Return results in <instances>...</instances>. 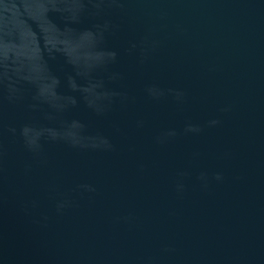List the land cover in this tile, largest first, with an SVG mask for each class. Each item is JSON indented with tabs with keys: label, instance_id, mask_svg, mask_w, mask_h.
I'll return each instance as SVG.
<instances>
[{
	"label": "water",
	"instance_id": "1",
	"mask_svg": "<svg viewBox=\"0 0 264 264\" xmlns=\"http://www.w3.org/2000/svg\"><path fill=\"white\" fill-rule=\"evenodd\" d=\"M0 264H264V0H0Z\"/></svg>",
	"mask_w": 264,
	"mask_h": 264
}]
</instances>
